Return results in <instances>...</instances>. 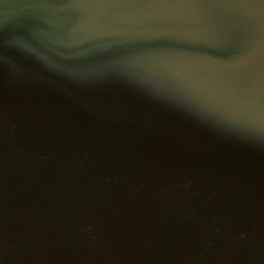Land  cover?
Returning a JSON list of instances; mask_svg holds the SVG:
<instances>
[{
  "label": "water",
  "instance_id": "95a60500",
  "mask_svg": "<svg viewBox=\"0 0 264 264\" xmlns=\"http://www.w3.org/2000/svg\"><path fill=\"white\" fill-rule=\"evenodd\" d=\"M68 3L0 0V264H264V6Z\"/></svg>",
  "mask_w": 264,
  "mask_h": 264
},
{
  "label": "snow or ice",
  "instance_id": "6c2138e0",
  "mask_svg": "<svg viewBox=\"0 0 264 264\" xmlns=\"http://www.w3.org/2000/svg\"><path fill=\"white\" fill-rule=\"evenodd\" d=\"M249 3H258L264 6V0H248ZM66 7L85 8L93 6L92 0H69ZM78 19H73L69 23ZM3 23V21H0ZM36 21L31 18L21 19L16 25V31L20 34H33V28ZM248 43L244 47H238L223 53L227 56L242 57L249 59L246 74V105L251 111L250 116L230 118L228 122L237 129L246 132L258 133L264 137V36L257 39L251 31H247ZM255 76L258 82V88L255 91L249 89L252 76Z\"/></svg>",
  "mask_w": 264,
  "mask_h": 264
}]
</instances>
